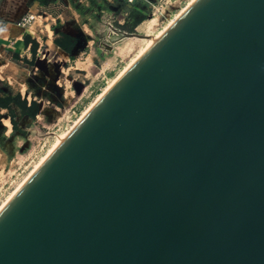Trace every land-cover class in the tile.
<instances>
[{"label":"water","instance_id":"water-1","mask_svg":"<svg viewBox=\"0 0 264 264\" xmlns=\"http://www.w3.org/2000/svg\"><path fill=\"white\" fill-rule=\"evenodd\" d=\"M0 264H264V0H193L2 207Z\"/></svg>","mask_w":264,"mask_h":264},{"label":"rangeland","instance_id":"rangeland-1","mask_svg":"<svg viewBox=\"0 0 264 264\" xmlns=\"http://www.w3.org/2000/svg\"><path fill=\"white\" fill-rule=\"evenodd\" d=\"M190 1L52 0L47 8L26 15L33 19L25 28L39 43L34 65L18 69L19 78L1 83L4 104L15 98L27 106L24 112L15 104L12 110L0 108V207L60 135L71 130L150 38ZM64 33L72 34L68 52L53 46ZM33 101L35 112L30 108Z\"/></svg>","mask_w":264,"mask_h":264},{"label":"crops","instance_id":"crops-1","mask_svg":"<svg viewBox=\"0 0 264 264\" xmlns=\"http://www.w3.org/2000/svg\"><path fill=\"white\" fill-rule=\"evenodd\" d=\"M52 3V0H0V91L3 88L2 81L19 78L21 71L18 69H25L35 63L37 48L33 56L32 43L38 47L39 42L21 22L28 13L37 11L39 7L47 8ZM64 35L71 37L72 34ZM53 46L63 51L54 42Z\"/></svg>","mask_w":264,"mask_h":264},{"label":"trees","instance_id":"trees-1","mask_svg":"<svg viewBox=\"0 0 264 264\" xmlns=\"http://www.w3.org/2000/svg\"><path fill=\"white\" fill-rule=\"evenodd\" d=\"M54 44L57 47H59L60 49H62L63 51L68 52V49H69V47L71 45V37L68 36V35H62L61 39H56L54 41ZM32 45H33V51H32L33 52V56H35V50L37 48V44L33 42ZM29 64H32V62L29 63ZM0 93H1V91H0ZM4 101H5V99L0 97V108L1 109L12 110L11 109V104H15L17 107H19V109H21V111L24 112V110L26 109V106H27V101L23 100V102H20V101L16 100L15 98L7 99L6 100L7 101L6 104L3 103ZM30 108L32 110H34V112L37 111L36 102L33 101L32 104L30 105ZM29 115L34 116V114H31V113H29ZM11 124H12L13 127H15V122H14L12 117H11Z\"/></svg>","mask_w":264,"mask_h":264},{"label":"bare ground","instance_id":"bare-ground-1","mask_svg":"<svg viewBox=\"0 0 264 264\" xmlns=\"http://www.w3.org/2000/svg\"><path fill=\"white\" fill-rule=\"evenodd\" d=\"M191 2V1H190ZM190 2H189V4H190ZM188 4V5H189ZM187 7V6H186ZM182 11V10H181ZM181 13V12H180ZM179 12H178V15L180 14ZM177 15V16H178ZM168 26H169V24H168ZM167 26V27H168ZM166 26H165V28L159 33V34H157V35H155L154 37H153V35H150V36H152L153 38H150V40L148 41V43H147V45H146V47L143 49V51H140L141 53H139V55L138 56H136V58H134L133 59V61L130 63V64H128L129 66L128 67H126L125 69L127 70L135 61H136V59L157 39V37L167 28ZM123 70V72L121 73V75L126 71V70ZM121 75H118L115 79H113V81L110 83V85H108V87L107 88H105V90L103 91V94L120 78V76ZM103 94H101L100 96H98L97 98H96V100L94 101V102H96ZM94 102H93V104H94ZM93 104H91V106L93 105ZM90 106V107H91ZM90 107H88V109L90 108ZM88 109H86L85 110V112L88 110ZM85 112H83V114L85 113ZM83 114H82V116H83ZM81 116V117H82ZM66 134H67V132L65 133V134H62L63 136H61L60 135V137L57 139V141L55 142V144H54V146L52 147V149H51V151L46 155V157L54 150V148L59 144V142L66 136ZM45 157V158H46ZM44 158V159H45ZM43 159V160H44ZM43 160L41 161V162H39V164L37 165V167L43 162ZM37 167H35V169L27 176V178H26V180L30 177V175L37 169ZM25 180V181H26ZM24 181V182H25ZM24 182L22 183L21 182V185L20 186H18L17 187V189L11 194V196L5 201V203L3 204V205H1V207H0V210L2 209V207L7 203V201L12 197V195L24 184Z\"/></svg>","mask_w":264,"mask_h":264},{"label":"built area","instance_id":"built-area-1","mask_svg":"<svg viewBox=\"0 0 264 264\" xmlns=\"http://www.w3.org/2000/svg\"><path fill=\"white\" fill-rule=\"evenodd\" d=\"M126 2H129V3H133V2H137L139 0H125ZM33 19V16L32 15H29L27 17H25L22 21V24L24 26H26L27 24H29L30 20Z\"/></svg>","mask_w":264,"mask_h":264}]
</instances>
